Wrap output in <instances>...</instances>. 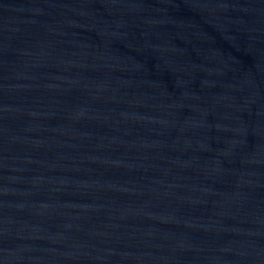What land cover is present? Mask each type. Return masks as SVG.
I'll return each mask as SVG.
<instances>
[{
  "label": "water",
  "instance_id": "95a60500",
  "mask_svg": "<svg viewBox=\"0 0 264 264\" xmlns=\"http://www.w3.org/2000/svg\"><path fill=\"white\" fill-rule=\"evenodd\" d=\"M0 264H264V0H74L0 106Z\"/></svg>",
  "mask_w": 264,
  "mask_h": 264
}]
</instances>
